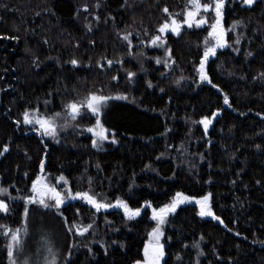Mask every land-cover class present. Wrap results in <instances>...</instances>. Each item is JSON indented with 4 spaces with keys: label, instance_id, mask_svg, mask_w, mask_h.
<instances>
[{
    "label": "trees",
    "instance_id": "trees-1",
    "mask_svg": "<svg viewBox=\"0 0 264 264\" xmlns=\"http://www.w3.org/2000/svg\"><path fill=\"white\" fill-rule=\"evenodd\" d=\"M186 4L0 0V151L8 146L0 156V187L8 194L0 199L10 208L0 212V225L24 227L22 197L31 194L43 160L47 178L63 175L73 192L91 188L98 199L114 203L119 197L132 208L146 201L163 206L177 191L196 198L211 193L212 211L223 224L202 219L194 207L180 208L167 219L161 264H264V0L251 7L225 3V29L240 23L226 32L229 46L205 65L217 88L202 82L196 71L212 14L201 28L185 25L179 35L166 34L171 60L165 48L140 43L167 19L165 7L183 13ZM128 32L131 54L121 39ZM107 60L114 61L111 67ZM128 72L135 73L131 80ZM89 93L127 97L110 99L101 116L114 145L93 147L86 131L95 122L90 113L67 119L68 127L80 131L61 134L57 144L22 123L25 109L62 112L65 104ZM204 117L212 119L207 131L199 123ZM28 208V232L16 256L20 264L49 247L57 264H135L143 260L153 228L148 212L128 220L120 212H96L78 201L60 209ZM65 218L93 227L74 235ZM196 241L199 249L193 247ZM6 243L0 234V264H9Z\"/></svg>",
    "mask_w": 264,
    "mask_h": 264
},
{
    "label": "snow or ice",
    "instance_id": "snow-or-ice-1",
    "mask_svg": "<svg viewBox=\"0 0 264 264\" xmlns=\"http://www.w3.org/2000/svg\"><path fill=\"white\" fill-rule=\"evenodd\" d=\"M256 0H241L242 5H247L251 7ZM224 7L225 0H207V2H202V0H187V4L185 7V11L183 13H170L168 8L165 7L163 12L166 14L167 19L161 23L157 29L156 34L151 35L150 40L147 42L141 40L140 43L144 44L146 47H163L166 49V56L168 60H171V49L167 48L166 34H176L179 35L181 33V29L183 26H187L188 28L196 27L201 28L205 24H208V19L203 14H208L210 12H214L213 22L209 24V30L207 33V37L204 40V49L203 55L200 57L199 66L196 68V71L199 73V78L201 81H207L209 84H212L209 79L206 71L205 65L210 57L215 56L217 53V49L224 48L229 46L227 41L225 40L226 32L235 31L236 27L239 25V21H234L233 25L230 29H225L223 26V17H224ZM86 10V9H85ZM183 15V20L177 19V16ZM98 19V17H96ZM89 30H91L89 28ZM119 35V33H118ZM144 35L148 36L149 33L147 30L144 31ZM132 36L131 32L124 34L121 39L128 42L129 52L131 54V49L133 47L132 41L130 37ZM5 39L9 37H3ZM16 38V37H14ZM18 39V38H16ZM236 43H239V38H237ZM251 53H249L250 55ZM143 55V53H141ZM118 63H122V61H116ZM73 65L78 63L77 60L73 59L71 61ZM114 61L107 60V64L109 67L113 65ZM156 63L160 64V58H156ZM175 63V61H172ZM102 66V65H101ZM167 60L165 61V67H168ZM127 76L129 80H131L135 73L128 72ZM261 77L264 78V73L261 74ZM117 77L114 76L113 80H116ZM183 79V77H181ZM179 83V81H177ZM152 87L151 83L148 85ZM213 88H217V85L212 84ZM110 99H127L124 96H116L110 97L102 94L89 93L86 97L78 100L71 101L63 106L62 112H55L51 115L42 114L39 109H25L22 113V120L25 125H31L33 129L41 136H52L53 138L56 136L57 132V119L62 115L67 119H71L73 121L77 120L78 117L81 119L84 118L85 115L91 114L92 117L95 118V124L86 129L87 132L92 134V145L93 147H98L100 142L108 140V132L109 129L105 128L103 123L101 122V116L104 109L107 107V103ZM48 101H45L47 105ZM224 103L229 104V98L227 95L224 96ZM217 116V112L212 113V117L215 118ZM19 123V121H17ZM200 124L204 126L205 131H207L208 126L212 123V119L208 117H204L199 121ZM112 143H116V140L113 135ZM8 151V146L5 145L3 151H0V156L4 155L5 152ZM40 172H44V161L40 162ZM27 175V174H26ZM63 182L64 188L63 190H58L56 185H59ZM91 183V181L89 182ZM68 180L60 175L56 178L55 184L49 182L48 178L42 174H37L36 178L32 180L30 195L22 197L24 200L25 208H24V227H17L16 229H11L7 225H0V229H2V234L6 239V252L8 257L9 264H17L16 256L18 253L23 251L24 247V239L23 237L27 235V217L29 214L28 205L39 203V205L44 208L55 207L56 209H60L62 205L65 204L67 199L72 200H82L86 204L90 205L91 208H94L96 212L103 210H107L109 208H118L122 209L124 213V217L128 220H132L141 215L142 209L151 208L152 216L151 219L157 222L156 228L153 229L151 233H149L150 241L145 244L143 260L135 261V264H160L161 259L164 257V246L160 243V237L163 235L161 231V225H163L166 221V217L176 211L177 207L186 202L194 201L199 206L198 215L201 217L210 216L214 220H220V217L216 216L210 206V198L211 193L205 194L200 198H196L191 195H186L182 192L177 191L175 195L171 198L169 203H165L160 207H153L150 202H145L140 207L132 208L128 204L127 201L117 197L115 202H106L105 200L98 199V195L93 193L91 188L86 191H76L73 192L71 188L68 186ZM14 187V186H13ZM8 194V188L0 187V196H5ZM9 200L16 199L15 197H11L8 195ZM50 201H54L50 203ZM10 211L8 203L5 202L4 199H0V212L8 213ZM77 215H79V210L77 211ZM220 223L223 224V220H220ZM65 226L68 228V231L74 235L83 236L85 233H88L90 229H92L93 224L83 225L81 223H68L67 218H65ZM73 230H75L73 232ZM239 235V233H237ZM203 240V237L200 238ZM104 245L101 244V247ZM193 247L199 249L200 243L199 241L194 242ZM91 252V249H89ZM48 256L44 257V264H57V256L53 252L52 248H47ZM198 255H202V252L197 253ZM50 257V258H49ZM177 259H180L177 257ZM24 264H29L28 259H25Z\"/></svg>",
    "mask_w": 264,
    "mask_h": 264
},
{
    "label": "rangeland",
    "instance_id": "rangeland-1",
    "mask_svg": "<svg viewBox=\"0 0 264 264\" xmlns=\"http://www.w3.org/2000/svg\"><path fill=\"white\" fill-rule=\"evenodd\" d=\"M228 0H225V3L227 2ZM235 1H238V2H240L241 3V0H235ZM257 1V0H256ZM205 2H207V0H205ZM241 5H242V3H241ZM242 6H244V7H249V6H247V5H242ZM208 14H212L211 15V17H212V22H213V19H214V12H210V13H208ZM208 14H203L202 13V15H205L206 16V18H207V15ZM223 23V22H222ZM206 25V24H205ZM224 26V25H223ZM195 27V26H194ZM225 28V27H224ZM226 36V35H225ZM220 49H223V48H219V49H217V50H220ZM198 75H199V73H198ZM200 79V78H199ZM202 82H204V83H206L207 81H202ZM47 115H51V114H47ZM57 125H58V127H57V132H56V136L53 138L52 136H42L45 140H47V141H49V142H51V143H53V144H57L58 142H59V140H60V135L61 134H63V133H66L67 131H72V132H79L80 131V128L79 127H76V128H72V127H68V120H66L64 117H63V115L60 117V118H58L57 119ZM22 123H23V120H22ZM24 124V123H23ZM94 124H95V122H94ZM25 125V124H24ZM25 126H28V127H32L31 125H25ZM203 126V125H202ZM33 128V127H32ZM203 128H204V126H203ZM37 133V132H36ZM38 134V133H37ZM39 135V134H38ZM90 135H91V137H92V134L90 133ZM41 136V135H40ZM108 136H109V132H108ZM113 139V137H111V136H109V138H108V140H105V141H102V142H100V144L98 145V147H95V148H97V149H103V148H105L108 144L109 145H114L115 143H112L111 142V140ZM39 174H42L43 175V173H39ZM45 176V175H44ZM48 180H49V182L50 183H52V184H55V181H56V179L55 180H51V179H49L48 178ZM57 186V188H58V190H63V188H64V185H63V182H61L59 185H56ZM69 186V185H68ZM70 187V186H69ZM200 198V197H199ZM73 201H78V202H81V203H83V204H85V205H87V206H89V207H91L90 205H88V204H86L84 201H82V200H72V199H67L66 201H65V203H68V202H73ZM50 203H53L54 204V201H50ZM209 203H210V206H211V199H210V201H209ZM36 205H38V206H40V207H42V208H44L43 206H41V205H39V203H36ZM184 207H194V208H196V210H197V214H198V212H199V206L194 202V201H192V202H186V203H184V204H181V205H179L178 207H177V209H176V211L177 210H179L180 208H184ZM44 209H48V210H52V209H56L55 207H50V208H44ZM212 209V208H211ZM102 212H112V211H115V212H120L123 216H124V213H123V210L122 209H118V208H115V207H113V208H109V209H107V210H101ZM175 211V212H176ZM145 212H148V214H149V219H150V221L152 222V224H153V228L151 229V231H150V233L153 231V229L154 228H156V226H157V222L156 221H154V220H152L151 219V216H152V209L151 208H147V209H142V211H141V215L143 214V213H145ZM175 212H173V213H170L167 217H166V221H165V223L163 224V225H161V231L163 232V235L160 237V243L164 246V244H163V239H164V236H165V226H166V223H167V219L170 217V216H172ZM140 215V216H141ZM140 216H138V217H140ZM199 216V215H198ZM138 217H136V218H134V219H137ZM199 217H201V216H199ZM202 219H206V220H210V221H213V222H215V223H219L220 222V220H214V219H212V217H210V216H205V217H201ZM133 220V219H132ZM149 241H150V238H149V234H148V238H147V241H146V243H149ZM44 253V252H43ZM45 256H48V252H46V253H44V254H41V252L38 254V256H29V259H28V261H29V264H44V257ZM165 256V255H164ZM50 258V257H49ZM163 259H164V257L161 259V261H160V264H161V262L163 261ZM17 264H20V263H17ZM24 264V263H23Z\"/></svg>",
    "mask_w": 264,
    "mask_h": 264
}]
</instances>
